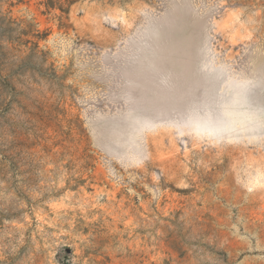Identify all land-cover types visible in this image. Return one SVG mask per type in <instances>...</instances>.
<instances>
[{"label": "rangeland", "instance_id": "1", "mask_svg": "<svg viewBox=\"0 0 264 264\" xmlns=\"http://www.w3.org/2000/svg\"><path fill=\"white\" fill-rule=\"evenodd\" d=\"M0 0V264H264V0Z\"/></svg>", "mask_w": 264, "mask_h": 264}, {"label": "trees", "instance_id": "2", "mask_svg": "<svg viewBox=\"0 0 264 264\" xmlns=\"http://www.w3.org/2000/svg\"><path fill=\"white\" fill-rule=\"evenodd\" d=\"M46 5H47L48 7H51V6L53 5L52 0H48V2L46 3Z\"/></svg>", "mask_w": 264, "mask_h": 264}]
</instances>
